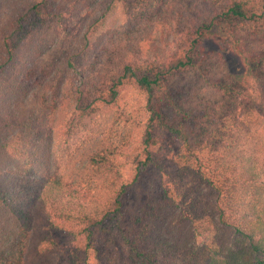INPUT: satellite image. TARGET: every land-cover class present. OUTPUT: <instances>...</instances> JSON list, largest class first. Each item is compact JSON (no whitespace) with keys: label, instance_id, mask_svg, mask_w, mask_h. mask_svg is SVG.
Instances as JSON below:
<instances>
[{"label":"trees","instance_id":"16d2710c","mask_svg":"<svg viewBox=\"0 0 264 264\" xmlns=\"http://www.w3.org/2000/svg\"><path fill=\"white\" fill-rule=\"evenodd\" d=\"M205 1L0 3V264H264V0ZM52 33L66 53L49 62ZM212 37L236 72L215 76Z\"/></svg>","mask_w":264,"mask_h":264},{"label":"rangeland","instance_id":"374dc122","mask_svg":"<svg viewBox=\"0 0 264 264\" xmlns=\"http://www.w3.org/2000/svg\"><path fill=\"white\" fill-rule=\"evenodd\" d=\"M8 1L12 2L13 0H0V3L5 4ZM184 7L186 13L196 12L203 5H206L205 0H178ZM82 19L77 21V25L82 23ZM168 30V29H167ZM172 32H162L156 36L154 42L151 43V49L153 53L157 54H165L172 46ZM252 44V41L249 42V45ZM44 60L45 58H49V62H54L56 60L62 59L64 57L66 51L64 47L63 40L57 36V34H50L45 41L44 44ZM202 54L205 58H209L210 63L213 66V70L215 72V76H221L223 74H227L230 72H236V70L241 66V60L239 55L234 52L228 42L225 39L220 37L217 38H208L203 44ZM181 82L182 87L185 89L187 93L189 87L193 84H196V76L194 74L190 76H186L185 78H178L174 83L176 86ZM25 90H29L34 87L33 81H26ZM178 92V93H177ZM208 94L207 92H204ZM180 92L178 90H174L173 96L179 97ZM178 95V96H177ZM19 103V102H17ZM123 103L125 106L127 105L129 108L134 107L140 109L144 104L143 95L136 91L135 89L128 88L123 92ZM28 108V106H27ZM26 108V110H27ZM166 111L171 114L172 108L169 107ZM159 144L156 146V157L158 162L163 166L168 164V159L165 158L169 149L176 147L177 140L166 130H162L159 134ZM157 172L153 170V172L144 178L141 182L136 184L128 195V206L133 208L137 202L143 199L146 196L147 187H153L155 184ZM242 197V196H239Z\"/></svg>","mask_w":264,"mask_h":264}]
</instances>
